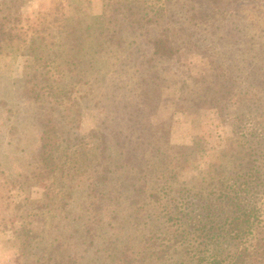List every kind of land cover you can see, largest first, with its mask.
Segmentation results:
<instances>
[{
	"label": "rangeland",
	"instance_id": "obj_1",
	"mask_svg": "<svg viewBox=\"0 0 264 264\" xmlns=\"http://www.w3.org/2000/svg\"><path fill=\"white\" fill-rule=\"evenodd\" d=\"M74 1L90 18L101 14L106 0H0V264H17L28 229L39 235L33 240L44 239L55 224L67 225L74 214L101 210H87L88 190L81 182L104 160L100 159L104 141L111 143L113 163L106 182L96 190L97 206L117 210L119 218L133 216L129 212L138 208L135 214L141 218L139 228L125 224L119 233L116 220L98 213L103 222H111L103 231L118 240L122 260L131 252L146 256V264L180 260L179 253L169 254L182 247L178 241L173 244L175 215L170 212H180L187 228L194 230L203 223L219 222L231 213L222 192L256 204L254 213L260 221L254 231L241 234L242 242L236 240L238 250L249 251L242 264H256L258 256L252 248L264 238V185L260 184L264 182V36L255 32L250 19L238 23L237 35L229 25L221 33V24H227L224 15L230 22L236 20L235 8L223 7V0H160L167 22L135 27L136 37H129L128 45L111 60H103L104 67L84 65L76 76H83L82 82L77 78L70 94L77 102L74 113L59 118L58 108L51 111L48 100L36 103L25 93L29 57L16 47L25 51V39L39 25L43 12L59 7L57 12L69 14L73 8L68 3ZM137 1L134 4L150 11L158 5L155 0ZM125 12L121 8L113 13L122 26ZM246 12L250 16L251 9ZM163 26L174 33L187 30L186 52L155 60L163 80L155 92L151 86L142 90V83L151 82L128 77L122 65L130 71L147 64L152 40ZM117 56L121 65L110 67ZM184 82L193 84L186 87ZM207 86L212 89L205 92ZM45 117L61 124L60 169L50 180L36 183L32 172ZM95 133H103L105 140L92 137ZM116 160L124 165L121 170H115ZM134 172L140 174L137 190L127 177ZM250 173L259 178L251 181L250 176L249 188H237ZM111 258L110 264H116Z\"/></svg>",
	"mask_w": 264,
	"mask_h": 264
},
{
	"label": "trees",
	"instance_id": "obj_2",
	"mask_svg": "<svg viewBox=\"0 0 264 264\" xmlns=\"http://www.w3.org/2000/svg\"><path fill=\"white\" fill-rule=\"evenodd\" d=\"M135 2L138 1L106 0L101 14L90 18L84 13L82 5L77 1L68 3V6L73 8L69 14L57 12L59 7L53 11L43 12L39 16V25L32 28L30 35L25 39L27 40L25 51L21 48L23 46L17 45L16 47L17 51L21 50L25 56L29 57L24 72L27 83V85L25 84V93L29 94V97L36 103L48 100L46 104L50 105L51 111L56 107L58 108L56 114L59 118L72 117L77 102L75 101L76 98L70 94H72L75 81H77L78 77L76 76L83 72V66L88 64L92 69H95L96 66L104 67L103 60L105 63L107 59L111 60L122 47L128 45L129 37H136L137 29L135 27L151 23L160 25L167 22L163 1L155 0L158 5L151 11L146 7L137 6L134 4ZM223 2L225 5L223 7L235 8L236 20H232L233 23H231L224 15L223 21H227V24H221V33L227 31L226 26L229 25L233 34L237 35L239 34L238 23L241 20L250 19L255 32H260L259 35L264 36V0H250V4H246L245 0H223L221 3ZM76 3L78 5H75ZM141 3L138 4L141 5ZM121 8L126 10L123 14V18L126 20L121 19L124 26L119 22L120 19L118 20L116 14L113 15L114 11L117 13ZM247 9H251L250 16L247 15ZM170 28V26H163L160 34L152 40V55L147 64L141 67L135 66L131 68V72L122 65L123 69H127L125 73L128 77L136 75L145 82L147 80L151 82V85L142 83V90L151 86L155 92L163 80L161 77L162 69L157 68L155 60L171 59L186 52L187 30L183 29L180 33L179 31L174 33V30ZM16 38L20 39L21 37L16 34ZM120 59L119 56L114 58L110 67L113 65L115 67L116 65L120 66L121 63L118 62ZM211 63L214 62L210 61L209 64ZM211 65H208L209 69H216ZM82 78L83 76L79 77L78 81L82 82ZM203 78L201 77L202 80ZM191 84L193 82L186 83V87ZM211 89L212 86H207L205 92ZM214 91H217L216 88ZM143 94L147 95L148 92L144 91ZM42 98L44 99L42 100ZM145 104L147 105V103ZM45 119L40 132L42 144L38 150V159H35L32 172V178L35 179L36 183L50 180L58 174L60 169L57 154L61 148V124L54 117H45ZM104 136L103 133L92 134V137L98 140H105ZM102 145L100 159L104 157V160L97 168L93 167L85 181L81 182L85 185V190H88L86 193L88 198L86 202L89 204L87 210H101L93 215L90 212H87L86 215L74 214L67 225L65 223L55 224L52 234L44 239L33 240L39 235L33 229H28L25 233L27 238L21 240V252L17 257V264H110L108 259L111 257V260L115 257L116 264H137V261L139 264H146V256L140 257V252H131L130 256L122 260L123 251L117 246L118 240L104 234L105 226L111 225V222H103L98 213L104 217L107 216L110 221L116 220L119 225L117 228L119 233L126 228L125 224L136 225V228H139L141 218L135 214L138 208L129 212V214L134 213L133 216L126 215L119 218L117 210L107 211L102 209L103 206H97L96 190L106 182L107 174L111 172L109 166L113 163L110 152L111 143L104 141ZM263 162L261 165L264 169ZM114 164L115 170H121L124 166L117 160ZM249 169L253 170V166ZM250 176H252L251 181L259 178V176L250 173L246 180L238 183L237 188L241 186L249 188L250 181L248 179ZM127 177L131 187L137 190L140 179L139 172L138 174L137 172L130 173ZM236 183H233L234 187ZM260 184L264 185V182ZM220 195L229 202L231 213L223 219L220 218L221 221L219 222L211 221L210 225L203 223L194 230L187 228L183 222V216L178 215L180 212H170V214L175 215L173 226L176 227L174 228L175 234L172 236L173 244L178 241L182 245L178 249L176 247L169 251V254L170 252L180 254L181 259L176 260L174 264H242L246 262L249 251L246 248L238 250L236 240H241L243 232L251 233L254 231V227L256 228L254 225L260 221V217L254 213L257 208L256 204L252 205L245 199H240L238 194L220 192ZM252 217L256 219V224ZM22 228L25 229L26 227L22 225ZM68 229L71 230V233L63 235L62 233ZM57 232L59 235L56 236ZM31 233L33 234L31 240H28V235ZM190 233L194 234L193 238L189 237ZM99 238L103 239L101 242L103 248L100 247ZM259 240L263 243L252 249L258 256L256 257V264H264V238ZM91 246L94 247L91 249ZM229 246L233 248L226 250ZM153 253L151 252L150 255Z\"/></svg>",
	"mask_w": 264,
	"mask_h": 264
}]
</instances>
